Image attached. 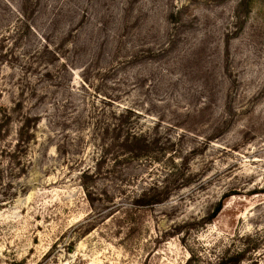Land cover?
Wrapping results in <instances>:
<instances>
[{
    "label": "rangeland",
    "instance_id": "374dc122",
    "mask_svg": "<svg viewBox=\"0 0 264 264\" xmlns=\"http://www.w3.org/2000/svg\"><path fill=\"white\" fill-rule=\"evenodd\" d=\"M218 260L264 264V0H0V264Z\"/></svg>",
    "mask_w": 264,
    "mask_h": 264
},
{
    "label": "trees",
    "instance_id": "16d2710c",
    "mask_svg": "<svg viewBox=\"0 0 264 264\" xmlns=\"http://www.w3.org/2000/svg\"><path fill=\"white\" fill-rule=\"evenodd\" d=\"M126 142H132L133 144L139 143L141 140V136L136 134V133H130L129 135H127ZM139 145V144H138ZM129 147H133V146H129ZM140 147V146H139ZM139 149V148H138ZM138 150H132L131 152V157H138L139 152H137ZM157 187V186H156ZM155 187V189H157ZM153 189V190H155ZM166 188H162L161 191H157L155 194L151 195L150 197H147V193H142V195L140 196L139 200L135 203V205L138 206H145V205H155V204H159L163 201H165L167 199L168 194L165 193V196H162V193L164 194V190ZM89 197V195H88ZM221 210V204H219L214 212V214H217L219 211ZM240 260H237V264H239ZM216 264H229V260H218Z\"/></svg>",
    "mask_w": 264,
    "mask_h": 264
}]
</instances>
